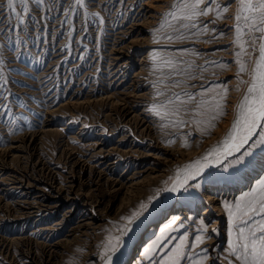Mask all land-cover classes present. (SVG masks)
<instances>
[{"label":"rangeland","instance_id":"374dc122","mask_svg":"<svg viewBox=\"0 0 264 264\" xmlns=\"http://www.w3.org/2000/svg\"><path fill=\"white\" fill-rule=\"evenodd\" d=\"M180 2L181 0H123L121 3L120 0H99V5L87 9L89 13H99L98 16L91 14L85 16L86 9L79 6L69 10V5L73 4L74 0H56L54 12H48L47 8L35 10L36 6L30 3L29 8L34 10V14L40 23L29 29L30 36L27 38V43L21 44L17 53L8 50L7 42L0 39V45H4L3 55L0 57L4 60V64L0 65V154L3 147L8 148L18 139L24 138L25 142L27 141L26 144L31 140H36L41 148H39L40 158L42 157L49 168L51 167L56 173L58 172V178L63 181L65 172L69 170L67 167L68 156L64 155L66 153L64 150L69 147L82 150L81 143L77 140L72 142L73 138L71 139L69 136H79L78 132L83 130L85 126L84 130L87 133L92 131L87 141L98 138L100 135H95L96 133L104 132L108 134L109 146H115L114 140H117L120 134L109 135V131L120 126L122 120L117 118L118 115L115 114L117 112L112 110L116 106L113 103V96L115 95L112 93L125 91V86L119 84L123 79L128 81L127 84L131 83L130 81L135 78V73L140 70V66L137 67V65L125 69H119L116 65L115 48L125 47V45L131 48L130 58L134 63H138L141 58L144 59V61H140L145 67V74L142 77L144 80L140 78L139 81L143 83V86L145 85L144 87L148 92L144 100L148 103L150 114L153 116L152 122L155 125V131H157L156 142L165 148L178 150V152L179 150L192 152L199 150L200 147H205L206 142L214 137L215 131L227 117L228 102L233 97L231 95H244L247 92L248 81L251 80L254 70L253 61H256L259 52L258 49L253 50L248 43V28L244 27L243 21H241V44L245 51L239 57L237 56V53L241 51L240 46L236 43L235 31L237 23L235 15L239 8L238 0H215L211 5L213 10L207 16H200L196 19V28H185L183 25L191 22L173 20L171 16L167 15L169 12L176 11L177 9L173 6ZM217 5L227 6L220 12L219 18H217ZM154 6H157L156 9ZM207 6H209L208 0H205L201 4V8ZM148 10L156 17L150 18L148 16L150 13H147ZM65 11H68L67 16L64 15ZM43 16L47 19H40ZM101 18L104 21L102 24L100 23ZM62 21H68V23H62ZM224 21H227V26L233 30L232 34L228 32L229 29L225 30ZM205 26H207V32L201 31ZM17 33L22 35L19 30ZM256 35L259 36L260 34L257 33ZM169 37L171 38L169 39ZM13 40H15V34ZM259 43L262 41L258 40L257 44ZM13 47H15V43H13ZM165 60H171L173 66L166 65ZM241 63L245 65L246 70L244 72L239 71ZM192 76H195L196 79H190ZM104 89L106 90L104 91ZM205 89L207 91L204 96H197V101L206 100L209 103L204 104L198 110L195 102L185 105H169V111L173 107H179V112L169 114L164 118L157 116L151 110L153 105H161L167 103L170 98L174 99L175 94H179L181 99L187 100L185 92H204ZM158 93L163 94L158 95ZM87 99L91 100L88 101ZM101 99L104 102L103 100L100 101ZM109 100H111L110 103H108ZM98 101L100 102L98 103ZM78 102L80 103L78 104ZM216 103H219V108L215 107ZM139 109L142 110V106ZM158 110L162 113L165 111L162 108ZM197 111H199V115L195 114ZM71 120H74L73 123L75 122L74 128L71 131L63 130L66 122ZM181 121L183 123H180ZM124 123L122 122V124ZM127 126L129 127V125H125V127L121 125L123 129H128ZM63 131H66L68 137L63 136L65 135ZM61 133L63 134L61 135ZM137 135L139 137L138 133ZM255 139L258 137L256 136ZM151 149L157 155L162 153L161 149ZM261 150L251 149L252 156L245 157L242 165H236L225 173L222 171L223 165L235 159L239 154L232 156L227 162L216 167L206 178L202 177L192 182L190 186L199 184L200 187L195 189L205 193L211 187L213 180L225 181L222 185L226 186L231 195H218L220 201L214 205L215 209H211V212L205 215L202 212L208 204L199 196L197 199H202L201 201L198 200L202 203H199L198 207L193 210L189 208L185 210V207L175 210L177 204L174 203L175 207L163 212V214L161 213L162 215L155 218L156 220H148L142 227V238L130 255L127 264H150L148 258L142 256L143 249L159 237L161 230L165 228H169L165 237H171V239H167L163 246L157 248V260L166 259L167 255H171L170 250L179 244V238L188 236V246L184 249L185 257L181 259L180 264H193V261L188 259L189 256L197 261L206 256L207 259H204V264H227L228 260H232L233 264H238L230 255L229 245L236 233L233 231L232 222L224 207V202L234 204L242 195L252 191L260 179H264V156L258 157V153L264 154V147ZM19 153L23 155L25 152L23 150ZM143 158L149 159V157ZM12 162L14 166L20 168L24 167L25 161L23 158H18ZM184 162L166 167L165 181L148 185L156 188V191H138L136 196L130 198L128 204H125L118 212L106 216V219L102 221L103 223L101 222L102 227L98 238L93 239L92 237V240L85 238L81 242L77 238L71 237L70 240L72 241L64 243L60 248L59 260L55 264H59V262L60 264H99V260L103 259L109 238L122 236L121 229L127 225L124 218L130 217L133 212L140 211L141 204L148 205V210L143 214L151 215L156 203V200L153 199L158 197L160 191L163 194L165 187L173 183L178 170H180V164H184ZM146 165L144 163L136 168H128L126 165H122L114 174L117 177L134 176V181L138 182L147 178L146 173H141ZM231 174H234V178L222 179V177ZM212 187L214 189L215 186ZM191 192L190 189L188 192L183 191L179 195L180 201L192 202L194 196ZM171 206L173 205L171 204ZM2 207L3 204L1 203L0 214L4 218L0 217V264H26V256L37 253L36 255L41 258L45 250L47 251L45 246L48 243L65 238L64 233H56L50 234L48 240H45L43 234L33 233L35 225L13 223L10 219L11 215L9 214L8 217L6 215L8 213ZM216 207L221 208L224 213L223 222L220 226H210L213 218H217L218 208ZM68 208H71L76 216L83 213L95 215L97 209L93 208L92 205H82L73 201L67 202L63 210ZM90 210L94 211L90 213ZM100 213H103V210ZM208 215L211 216L210 219L206 218ZM171 216L178 219L172 223L173 217L171 218ZM152 222L154 224L149 227ZM152 226L155 227L150 231ZM202 227L206 229L203 232L200 231ZM21 232L25 234H21ZM139 235L141 236V232ZM196 235L204 237L203 243L192 247ZM20 236H28L30 243L22 242L18 239Z\"/></svg>","mask_w":264,"mask_h":264},{"label":"bare ground","instance_id":"6f19581e","mask_svg":"<svg viewBox=\"0 0 264 264\" xmlns=\"http://www.w3.org/2000/svg\"><path fill=\"white\" fill-rule=\"evenodd\" d=\"M156 7H155V9H156ZM147 13H150V15H148L150 18L156 17V15L152 14L150 10H148ZM147 19H149V18L147 17ZM145 21H146V19H145ZM224 23L226 24L225 30L229 29L228 32L230 34H232L233 30H231L229 28V26H227V21H224ZM228 25H229V23H228ZM139 31H141V30H139ZM139 31H138V33H139ZM120 32H121V30H120ZM114 35H116V34H114ZM118 40H117V42H118ZM125 40H126V38H125ZM136 40H138V39H136ZM262 42H264V41H262ZM133 44L135 45V43H133ZM136 44H137V42H136ZM130 45H131V43H130ZM131 54H132L131 48L126 47V45H125V47L121 46L119 48H115L116 57L114 59H116V65H118L119 69H123V68L125 69V68H129V66H135V65H137V67L140 66V70L135 73V75H134L135 78H133L132 81H130L131 83L127 84L128 81L126 82V80L123 79V81L119 84L120 86H123V87L125 86V91H123V92L118 91V92L112 93L113 95H115V96H113V99H114L113 103L116 105L115 107L113 106L115 109H112V110H115L117 112V113H115L116 115H118L117 118H120L122 120V122H125L124 124H122V122H121V125H124V127H125V125H129V127H131V128H129L127 126L128 129H123L120 125V126L116 127V129H114V130L111 129L112 131H109L110 132L109 135L120 134V137L117 140H114L115 146H109L110 142L108 141V134H106L104 132H101L100 134L96 133L95 135H100L99 137L97 136L98 138L87 141V138L90 134H92L91 133L92 131L91 132L89 131L90 133H87L86 130H84L85 126H84L83 130H80L78 132L79 136H74V135L69 136V138L70 137H71V139L73 138L72 142H73V140L74 141L77 140L79 143H81L82 150L80 151L79 149H76V147L73 148V147H69V146H68L69 148L64 150V151H66V153L64 155L68 156V158H67L68 159V166L67 167L69 168V170L65 172L66 175H65L63 181L58 178V172L56 173L53 169H51V167L49 168L48 164L44 163L45 161L42 159V157L40 158V156H41V154L39 152L40 147L38 145L39 143H37L36 140H31L28 144H26L27 141L25 142L24 138H21V139L17 138L18 139L17 142L11 144V146H9L6 149L4 147H3L4 149L3 148L1 149L2 152L0 154V204L1 203L3 204L2 208L6 211V213H8L6 215L7 216L9 214L11 215L10 219H12L11 221L13 223L27 224L29 226L32 224L35 225V227H34L35 229H34L33 233L38 234V235L43 234V237L45 240H48V237L50 234L64 233V236H65V238L63 240L58 239V241H55V242L50 243V244L48 243V245L45 246V248L47 247L46 248L47 251L45 250L44 255L42 254L43 257H41V258L38 257V255H36L37 253L36 254H30L29 253L30 255L26 256V260H25L26 264H55L56 261L59 260L58 259V256H59L58 252H59L60 248H62V245H64V243H67V242L69 243L70 241H72V240H70L71 237L74 239L77 238L81 242L85 238L89 239V240L92 237H93V239L98 238L100 236V231H101V227H102L101 222L104 219H106V216H108L109 214H111L113 212H118L122 207L125 206V204H128V200H130V198L132 199L134 196H136L138 191L139 192L140 191H147V192L156 191V188H153V187L148 186V185L152 184V183L158 184L159 182L165 181L164 179L166 177V167H171L175 163H178V162L181 163V162L185 161L184 164H180V167H179L180 170H183L185 168V166L188 164H193L197 160L203 161V157L206 156L213 148H216V147H219L222 145V142L226 138L227 133L231 130V126H232L234 120L236 119V115L238 112L237 106L239 103H241L243 96L246 93L244 95L243 94H237L236 95V94L232 93L233 95H231V97L233 96L232 97L233 100H232V98H230V102H228L229 104L227 107L228 111H229L228 115L225 118V120L219 125V128H217V130L215 131L214 137L207 142L205 141L206 142L205 147H202V148L200 147L201 149L199 148V150L192 151V152H185L184 150H182V151H184V153H182L181 150H179V152H178V150H175L173 148L172 149L171 148H165L162 145H160V143L156 142V139H157L156 132L157 131H155V128H154L155 125L152 122L153 116H151L152 114H150L148 103H146V101L144 100V99H146L148 92L146 91V88L144 87L145 85L143 86V83L139 81L140 78H142L145 74L144 64H143V62H140V61H144V59L141 58L140 60H138V63H134L133 60L130 58ZM256 58H257L256 60H258L259 55ZM255 62L256 61L254 60L253 61L254 68H255ZM118 70H117V72H118ZM126 74H128V73L126 72ZM126 76H124V77L126 78ZM117 77H119V76H117ZM114 79H116V78H114ZM250 83H251V80L248 81L247 87L249 86ZM109 85H111V84H109ZM105 90L106 89H104V91ZM235 93H236V91H235ZM95 95H97V94H95ZM107 99H108V96H107ZM90 100H88V101H90ZM102 100L103 99H101L100 101H102ZM79 101H80V99H79ZM100 101H98V103ZM105 101H106V99H105ZM110 101L111 100H109L108 103H110ZM103 102H104V100H103ZM79 103L80 102H78V104ZM97 104H95V105H97ZM141 106H142V110L139 109ZM113 107H111V108H113ZM63 108L64 109L66 108V107H64V104H63ZM67 108H68V106H67ZM102 111H104V110H102ZM71 114H73V113L71 112ZM73 121L72 120L67 121L65 124V127H63V130L71 131L75 125L74 124L75 122L73 123ZM114 123H116V122H114ZM104 129H106V128H104ZM44 131H46V130H44ZM66 131L65 132L63 131L65 134L63 136L68 137L66 135ZM257 132H259V129H257ZM29 133H30V131H29ZM137 133L139 134V137H137L138 136ZM62 134L63 133H61V135ZM255 137L256 136L253 137V140ZM17 143H19V145H16ZM251 143H252V141L250 140L249 144H251ZM244 147L247 148L248 145L246 144ZM262 147H264V145L258 144V145H256V147H254L252 149L262 151L261 150ZM151 148L161 149L162 153L157 155L156 153H153V151H151L152 150ZM174 148H176V147H174ZM21 149H23L25 152L23 155H20V153H19V152L23 151ZM142 150H145V152H142ZM243 150L244 149H242L241 151H243ZM237 154H239V153H234L232 156H235ZM232 156L225 159L223 161V163L227 162V160L230 159ZM262 156H264L263 153L262 154L258 153V157H262ZM143 157H149V159H145ZM18 158H23V161H25L24 167L19 168V167H16L13 165L12 161H14V159L16 160ZM209 161H210L209 166L204 169L203 173L200 176H197L195 179L188 181V186H189L188 189H190L192 191L191 193L194 196V200L192 202L184 203V201H180L179 195L184 191L183 189H180L179 191L173 192V193H169V192H166L163 190L164 196L162 194V191H160L161 193L159 192L160 194H158V197L153 199V200H156V203H155L154 211L151 213V215L147 216L144 213L132 225H126L127 227L133 228V231L131 233H129L127 236L123 237V239L126 241V246L121 250L122 255H119V260L116 261L115 264H127L128 260L130 259V255L133 253L134 249L138 246V243L142 238V231H141L142 227L146 224V222L148 220H150V219L156 220L155 218H158L159 216H161L163 214V212H166V211L172 209L173 207H175L174 203L177 204L175 207V210H178L181 207H185V210H187L188 208L193 210L196 207H198V204L202 203L200 201L202 199H204L206 201V203L208 204V206L202 212V214L205 215V214L210 213L211 209H215L214 205L218 204V201H220V197H218V195H228V196L231 195V192H228V189L226 188V186L222 185V184H224L223 182H225V181L213 180L214 182H212L211 187L208 190H206L205 193H202L199 190H196L195 188L190 186V184L192 182L199 180L202 177L206 178V176L209 175L216 167H219V165L223 164V163H217V162L213 161L212 157H209ZM48 162H49V160H48ZM56 163H58V162H56ZM144 163H146L147 165H146L145 169H143V171H141V173H146L147 178L145 180L143 179L141 181L135 182L134 176H126L125 175V176L117 177L114 174V173H116L117 169L122 165H126V167H128V168H130V167L136 168L137 166L143 165ZM52 171H54V172H52ZM62 173H64V172H62ZM183 175H184L183 171H180V177L179 178H182ZM177 178L178 177L176 175L175 180L173 182H175ZM202 180H204V179H202ZM171 185H172V183L168 187H170ZM212 186H215L214 189ZM220 191H221V194H219ZM199 196L202 198L201 200L197 199ZM178 198H179V200H178ZM198 200H200V201H198ZM70 201H73L75 203H79L82 205H85V204L92 205L93 208H95V209L97 208L95 210L96 214L92 215V214L83 213L82 215L76 216L71 208L63 210V207L67 204V202H70ZM117 204H118V207H116ZM171 204L173 206H171ZM71 207H73V206H71ZM216 208H218V207H216ZM101 210H103V213H100ZM217 210H215L218 213L217 218H213L214 220L211 223L212 225H210V226H220L223 222L222 218H223L224 213H223L221 208H218ZM93 211L94 210H90V213H92ZM183 212L185 213L186 211H183ZM105 214H107V215H105ZM1 215L2 214H0V217H2ZM175 216H171V218L172 217L175 218ZM210 217L211 216L208 215L206 218L210 219ZM2 218H4V217H2ZM153 224H154L153 222L151 224H149V227H150V225H153ZM154 227L155 226H152L150 231L153 230ZM140 232H141V236L139 235ZM21 234H25V233L21 232ZM4 238H5V236H4ZM18 239L22 240V242L24 241L25 243H30V241H28L29 240L28 236L27 237L26 236H20V237H18ZM84 241H86V240H84ZM214 241H215V239H214ZM4 242H6V241H4ZM12 242H14V241L12 240ZM15 242H16V240H15ZM17 242L19 243L18 240H17ZM73 242H74V240H73ZM38 243H39V241H38ZM95 245H96V243H95ZM92 246H93V244H92ZM2 247H4V245ZM62 250H64V249H62ZM21 251H23V249H21ZM29 252H31V251H29ZM4 254H6V253H4ZM91 254H93V253H91ZM86 256H85V259L88 257V256L87 257ZM23 258H25V257H23ZM114 260H115V258H114ZM86 261H87V259H86ZM99 262H100L99 264H104V259L99 260ZM59 264H60V262H59Z\"/></svg>","mask_w":264,"mask_h":264},{"label":"snow or ice","instance_id":"6c2138e0","mask_svg":"<svg viewBox=\"0 0 264 264\" xmlns=\"http://www.w3.org/2000/svg\"><path fill=\"white\" fill-rule=\"evenodd\" d=\"M98 2L99 0H74V3L69 5V10L79 6L86 9L85 16L89 14L98 16L99 13H89L87 11V9L97 5ZM120 2L123 3V0H120ZM204 2L205 0H181L180 3L173 6L177 10L169 12L167 15L171 16L173 20L191 22L185 23L183 25L185 28H196V19L200 16H207L213 10L211 5L215 0H208L209 6L201 8V4ZM30 3L36 6L35 10L47 8L48 12H52L56 7V0H0V39H4L7 42V48L10 51L18 53L21 44L27 43V38L30 36L29 29L40 23V20L34 14V10L29 8ZM238 4L239 8L235 15V20L237 21L235 31L236 43L240 46L241 51L237 53V56L239 57L245 51L241 44V21H243L244 27L248 28V43L253 50L258 49L259 52V58L255 62V68L250 78L251 83L247 87V92L243 96L241 103L237 106L236 119L222 145L213 148L203 157V161L197 160L193 164L186 165L183 170H178V178L170 187H165L164 191L166 192L173 193L180 189L188 192V181L203 173L204 169L209 166V157H212L213 161L217 163H223L225 159L234 153H239V156L223 165L222 171L227 173L230 168L242 165L245 157L252 156V148L258 144L264 145V42L257 44L258 40L264 41V0H238ZM216 7L217 18H219L220 12L227 6L217 5ZM64 15L67 16L68 11H65ZM40 19L46 20L47 17H41ZM62 23H68V21H62ZM100 23H104L102 18ZM17 30L22 35L18 34ZM207 30V26L201 29L203 32H207ZM257 33L260 35L257 36ZM14 34L15 40H13ZM13 43H15V47H13ZM3 48L4 45H0V57L3 55ZM17 59H19V56H17ZM164 63L169 67L173 66L171 60H165ZM3 64L4 60L0 58V65ZM245 70V65L241 63L239 71L244 72ZM190 79H196V77L192 76ZM206 91L207 89L204 92H185L187 100H183L179 94H175L174 99L170 98L167 103L161 105H153L151 110L157 116H161V118L179 112V107H173L169 111V105H185L195 102L198 110L204 104L209 103L206 100L197 101V96H204ZM162 94L158 93V95ZM215 107L219 108V103H216ZM161 108L165 110L163 113L158 110ZM195 114L199 115L200 113L197 111ZM213 119H215L214 116ZM180 123L183 122L181 121ZM257 129H259V132H257ZM254 136H257L258 139L253 140ZM250 140L252 141L251 144H249ZM246 144L248 148L244 147ZM242 149L244 150L241 151ZM180 171L184 173L182 178H179ZM234 174L222 177V179H232ZM191 187L198 189L200 185L194 184ZM224 207L231 219L233 231L236 233L229 245L230 255L234 257L238 264H264V179H260L252 191L242 195L234 204L225 201ZM147 210L148 205L141 204L140 211L133 212L130 217L124 218L127 221V225H132ZM176 219L178 218H173L172 223ZM205 230L203 227L200 229L201 232ZM132 231L133 228L125 226L121 229L122 236L109 238L103 256L104 264H115L119 260V255H122L121 250L126 246V241L123 237ZM167 231H169V228L162 229L160 236L143 249L142 256L147 257L150 264H180L181 259L185 257L184 249L188 246V236L179 238V244L170 250L171 255H167L166 259H156L157 248L163 246L167 239H171V237H165ZM203 239L202 235H196L195 243L192 247L203 243ZM188 259L192 260L193 264H204V259H207V257L205 256L204 259L199 261L194 260L191 256ZM227 264H233V261L228 260Z\"/></svg>","mask_w":264,"mask_h":264}]
</instances>
